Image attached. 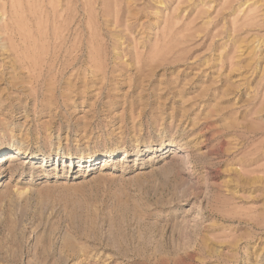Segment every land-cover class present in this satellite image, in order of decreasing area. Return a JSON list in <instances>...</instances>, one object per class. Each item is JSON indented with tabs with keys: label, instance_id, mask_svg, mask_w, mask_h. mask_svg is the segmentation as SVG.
Segmentation results:
<instances>
[{
	"label": "rangeland",
	"instance_id": "rangeland-1",
	"mask_svg": "<svg viewBox=\"0 0 264 264\" xmlns=\"http://www.w3.org/2000/svg\"><path fill=\"white\" fill-rule=\"evenodd\" d=\"M0 160V264H264V0H0Z\"/></svg>",
	"mask_w": 264,
	"mask_h": 264
},
{
	"label": "bare ground",
	"instance_id": "bare-ground-1",
	"mask_svg": "<svg viewBox=\"0 0 264 264\" xmlns=\"http://www.w3.org/2000/svg\"><path fill=\"white\" fill-rule=\"evenodd\" d=\"M9 151H12V152H14L15 154H19V153H21L22 152V150H21V148L20 147H17V148H11V150H9ZM180 152H187V150H186V148L183 146H181L180 147V150H179ZM88 158V160L90 159V157H87ZM69 159V158H68ZM81 160L83 161L84 160V158H81ZM80 160V161H81ZM4 160H0V163L1 162H3ZM108 161H109V159H106L105 161H104V163H105V165L104 166H106V165H108Z\"/></svg>",
	"mask_w": 264,
	"mask_h": 264
}]
</instances>
